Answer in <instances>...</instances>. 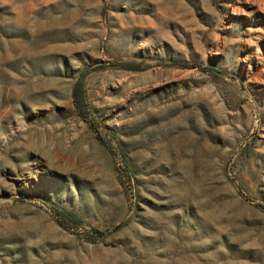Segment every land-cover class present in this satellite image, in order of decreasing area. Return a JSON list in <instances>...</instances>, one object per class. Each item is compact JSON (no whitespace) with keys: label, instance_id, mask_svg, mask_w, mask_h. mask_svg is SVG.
I'll return each instance as SVG.
<instances>
[{"label":"rangeland","instance_id":"1","mask_svg":"<svg viewBox=\"0 0 264 264\" xmlns=\"http://www.w3.org/2000/svg\"><path fill=\"white\" fill-rule=\"evenodd\" d=\"M0 264H264V0H0Z\"/></svg>","mask_w":264,"mask_h":264},{"label":"trees","instance_id":"2","mask_svg":"<svg viewBox=\"0 0 264 264\" xmlns=\"http://www.w3.org/2000/svg\"><path fill=\"white\" fill-rule=\"evenodd\" d=\"M201 69L202 70H205V71H210V72L212 70L209 67H205V68H201ZM72 102H73V105H74V107H75L78 115L82 119L87 120L88 119V113H87V110H86L87 108H86V105L84 104L83 97L80 94V90H79L78 85H76L73 88V92H72ZM90 123L92 124V121H90ZM52 208L56 212V214H58L59 216H61L64 220H67L68 219L67 218L68 214H66L64 211L59 210V209L55 208L54 206H52ZM95 232L100 233L101 231L100 230H95Z\"/></svg>","mask_w":264,"mask_h":264}]
</instances>
